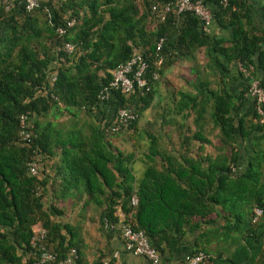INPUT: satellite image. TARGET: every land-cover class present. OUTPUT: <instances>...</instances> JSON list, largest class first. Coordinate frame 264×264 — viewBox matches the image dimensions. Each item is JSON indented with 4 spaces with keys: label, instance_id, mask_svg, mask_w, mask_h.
<instances>
[{
    "label": "trees",
    "instance_id": "1",
    "mask_svg": "<svg viewBox=\"0 0 264 264\" xmlns=\"http://www.w3.org/2000/svg\"><path fill=\"white\" fill-rule=\"evenodd\" d=\"M8 1L13 5L7 10L5 0H0V264L33 262L38 252L31 247L30 241L39 229L46 231L45 245L59 259L74 251L77 255L74 264H87L73 240L67 238L72 235L71 229L53 220L63 212L53 205L44 206L45 182L40 176L32 177L28 173V163L34 159V152L39 156L48 153V137L39 131L38 118L61 106L83 110L87 115L94 109L108 114L101 127L92 128L88 149L82 144L76 146L78 156L71 163L72 174L85 182L89 199L97 205H106L101 215L103 226L106 219L108 229L114 231V226L121 220L117 215L119 210L125 221L143 231L150 245L164 256L166 251L170 254L175 251L187 231L195 233L201 231L203 225L215 224L208 216L215 214L218 217L221 208L229 215H223L226 221H231V217L236 219L233 225L236 232L242 233L244 228V241L253 256L251 264H264V153L250 157L242 173H232L229 167V164H238L239 139L264 138V129L256 122L254 108L250 118L237 116L247 89L240 95H232L226 90L215 94L208 90V95L200 101L198 97L189 98L181 108V111H197L202 118L210 107V120L219 130L221 146L232 155L228 161H220V165L216 161L209 162L203 191L201 175H197L201 161L185 159L179 164L166 157L161 160L165 174L156 171L159 166L155 157L160 151L154 136H150L148 148L150 165L144 181L134 191L127 182L131 169L123 168L125 161L122 159L127 156L124 157L118 148L111 150L110 138L136 129L139 115L153 102L152 91L146 94L135 91L129 96L115 92L105 103H100L97 98L99 91L111 80L115 67L135 52L147 58L150 71H153V58L149 55L153 54L160 38H164L162 68L180 59L184 52L206 47L213 70L227 71V65L218 60L219 54L224 56L227 64L236 62L247 69L252 68V76L256 77V71H259L257 78L264 87V36L262 33L253 35V28L250 31L245 28L250 21L246 0H229L226 7L220 0H203L207 7L215 6L217 17H229L233 41L228 47L222 46V41L209 39L191 13L171 12L161 21V6L157 12L152 7L168 0H143L141 12L136 0H62L56 5L51 0H39V7L33 12H27L15 1ZM103 6H110L106 10L108 18L101 9ZM151 16L156 20L153 30L147 28ZM72 19L75 25L66 28V22ZM59 28L66 31L63 36L58 34ZM65 43L75 48L70 56L62 51ZM55 69L57 76L52 85L49 78ZM210 101L212 104L208 106ZM119 108L132 110L136 119L126 130L113 133L108 129L110 116ZM25 113L29 114L37 135L30 145L21 144L18 137L19 118ZM192 139L201 141V133H194L188 140ZM185 149L181 146L182 152ZM185 165L193 171L184 179L176 170ZM171 170L175 177L170 176ZM100 181L108 193L100 187ZM184 182L187 183L185 188ZM134 195L136 206L131 205ZM238 202L241 208L237 207ZM256 208L262 210V215L253 222ZM199 252L208 257L205 247L197 243L193 254ZM207 261L238 264L232 259L222 262L219 256L209 257Z\"/></svg>",
    "mask_w": 264,
    "mask_h": 264
},
{
    "label": "crops",
    "instance_id": "2",
    "mask_svg": "<svg viewBox=\"0 0 264 264\" xmlns=\"http://www.w3.org/2000/svg\"><path fill=\"white\" fill-rule=\"evenodd\" d=\"M61 1L51 0L53 5ZM246 2V14H248L250 21L248 26L245 24V28H248L249 31L253 28L254 31L251 33L253 35L258 36L262 33L264 36V0H246ZM108 7L110 6L101 8L107 18L108 13L106 10ZM209 10L212 13V20L205 30L209 39L222 41L224 47L230 46L233 41V27L229 25V17L225 15L217 17L214 5H210ZM246 20L243 21L246 22ZM262 48H264V43ZM217 56L220 62L227 65V71L213 70L206 47L189 53L184 52L180 59L169 66H164L161 69L159 80L152 85L153 102L150 107L153 109V116L151 118L149 115V107V109L142 112L138 122L140 130L146 124H153L155 131L153 135L157 149L160 151V154L155 157L159 166L156 171L165 174L166 171L161 168V160L166 157L179 162V164H183L182 161L185 159L192 162L201 161L202 163L198 164L200 167L197 170L199 172L197 175H201L200 187L202 191L207 184H205L204 174L208 170L209 162L216 161L220 165V161H228L232 155L227 148L221 146L219 135L218 138L210 135L212 129L219 132L218 128H215L211 123L210 107L207 108V112L202 118H199L197 111L191 109L181 111V108L185 106L189 98L198 97V101H200L203 96L208 95V90L215 94L226 90L232 95H240L247 89L248 83L247 79L240 73L236 62L227 64L224 56L219 54ZM256 77H260L259 71H256ZM211 104L212 101L209 102L208 106H211ZM253 108L252 100L245 95V102L237 112V116L250 118ZM60 110H62V119L75 118L74 113L62 106L57 110L52 108L45 116L38 118L39 131L48 137V153L40 156L39 164V176L45 182L44 206L53 205L63 212L60 217H55L53 220L71 229L72 235H68L67 238L73 240L80 256L87 264H94L103 260H111L119 264H144L145 259L143 257L126 252L122 240L115 230L106 229L103 226L101 215L106 205L104 203L97 205L92 202L89 199L85 182L82 179L77 180V175L72 174L71 171V163L75 161L74 158L78 156L79 152L76 146L82 144L84 149H88L92 128L94 126L101 127L108 114L105 113L104 115L94 109L90 115H87L83 110H79L85 113L87 130L81 126L77 127L78 130L75 134L78 137L75 141H72V139L55 140L54 137L58 136V133L49 132L50 122L47 121L49 118L47 116L53 117V114L60 113ZM63 132H67V129L62 130L60 133ZM198 132L202 135L201 141L188 140L194 133ZM112 139L113 137L110 138L111 150L114 148ZM205 140H207V143H205ZM126 143L130 145L128 141ZM181 146L183 150L186 148L185 152L181 151ZM167 148L170 150L169 152L166 151ZM237 151L238 164H229V167L234 166L238 168L236 173H242L247 167L250 157L264 153V138L259 137L258 140H255L253 136L243 141L239 139ZM67 152L70 155L67 156ZM123 156H127L125 160L122 159L125 161L123 162V168L131 169L127 182L134 188V191H137L144 181L145 173L150 165L149 155L148 153L129 152L123 153ZM176 171L185 179L193 170L186 166ZM169 173L171 177L176 176L172 170ZM184 183L182 186L185 188L187 183ZM100 187L108 193L109 190L102 185V181H100ZM101 200H104V198ZM231 202L235 204V200ZM237 204H239L237 207L241 208V203L238 202ZM117 215L122 221L124 216L119 210ZM223 215L224 217L229 216L228 213L222 212L220 208L218 217L215 214L208 216V219L214 221L215 224L203 225L202 230L199 232L190 233L187 231L183 241L172 254L166 251L165 255L161 256L160 264H185L187 257L191 256L196 249L197 243L205 247L208 252L207 258L214 259L219 256L222 262L232 259L238 264H246V261L251 264L253 256L252 251L248 249L244 241V228L242 230L243 234L239 230L236 232L233 228L236 219L231 217L229 218L231 221H226ZM246 219L245 217L244 220L246 221ZM243 248L245 250L241 251ZM204 264L214 263L207 261Z\"/></svg>",
    "mask_w": 264,
    "mask_h": 264
},
{
    "label": "built area",
    "instance_id": "3",
    "mask_svg": "<svg viewBox=\"0 0 264 264\" xmlns=\"http://www.w3.org/2000/svg\"><path fill=\"white\" fill-rule=\"evenodd\" d=\"M22 5L27 12H33L39 7V0H12ZM158 1V0H157ZM229 0H220V4L223 7L228 6ZM6 9L12 7V2L5 0ZM159 6L162 11L161 21L164 20L166 14L175 12L191 13L201 23L203 30L207 29V26L212 20V13L203 0H168L160 5L159 2L155 3L152 7L153 11L157 12ZM75 25V21L69 20L66 22V28H72ZM66 33L64 28L58 29V34L63 36ZM164 43V38H160L155 45L153 54L149 57L153 58L154 70L150 71V64L147 58L140 52H135L128 60L118 64L111 72V80L106 86H104L98 93L97 98L100 103L109 102L115 92H121L125 96H129L135 91L146 94L152 91V85L160 78V70L164 64V56L161 53ZM74 46L70 43H65L62 47V51L66 55H72L74 53ZM238 69L242 76L248 81V88L246 97L252 100L254 104V110L256 113V122L264 129V87L260 85L259 78L252 76L251 69L245 68L242 64L237 63ZM56 69L50 75V83L56 80ZM111 121L109 123V131L117 133L126 130L136 119L135 113L128 108H119L113 112L110 116ZM19 141L21 144L30 145L33 139L37 137L33 130V125L30 121L29 114H22L19 118ZM34 159L28 163V173L32 177L39 176V164L40 156L34 152ZM232 173H236L238 168L231 166ZM131 205H137V198L134 196L131 198ZM262 215V210L256 208L254 210L253 222L257 217ZM104 227L109 228L108 221L104 219ZM114 230L118 233L122 240L124 249L126 252L141 256L145 259L144 264H160L161 256L159 252L154 249L144 232L134 229L132 223L126 222L125 217L120 221ZM47 233L44 229H39L32 237L30 244L31 247L36 249L38 257L29 264H74L77 255L74 251H71L64 259H59L55 253L48 250L45 245V239ZM207 256L203 252L192 254L187 257L185 264H204ZM102 264H119L111 260H103Z\"/></svg>",
    "mask_w": 264,
    "mask_h": 264
},
{
    "label": "rangeland",
    "instance_id": "4",
    "mask_svg": "<svg viewBox=\"0 0 264 264\" xmlns=\"http://www.w3.org/2000/svg\"><path fill=\"white\" fill-rule=\"evenodd\" d=\"M136 4L140 6V12L143 11V0H136ZM156 26V20L154 16H151L150 20L147 22V28L149 30L155 29ZM152 105V104H151ZM149 109V108H148ZM150 107V110H148L149 115L153 116V109ZM57 110V109H56ZM68 110L75 114V118H70L65 120L62 119V110H60V113L53 114V117L50 115L47 119L48 122H50V128L48 129L50 133H58V136H55V140H68L72 139V141H75L77 139V135L75 134L76 130H78L77 127H84L85 130L87 127V124L85 123V113L82 111H79V109L76 108H68ZM57 114V115H56ZM141 116V115H139ZM140 120L138 119V122ZM43 122V120H41ZM138 122L136 129H130L127 130L118 136L113 137L112 142L114 148H118L121 152L129 153V152H138V153H148L149 143H150V136H154V128L153 124H146L141 130L138 127ZM46 123V122H45ZM210 126V124H209ZM67 129V132L60 133L62 130ZM212 131L210 133L211 137L218 138L220 136L219 132L215 131L214 129L210 130ZM219 135V136H218ZM129 142L130 145L126 142ZM134 144V147H133ZM169 152L170 150L167 148L166 150Z\"/></svg>",
    "mask_w": 264,
    "mask_h": 264
}]
</instances>
